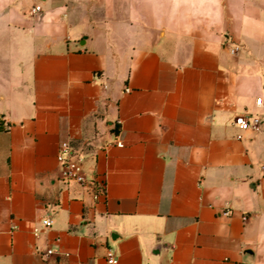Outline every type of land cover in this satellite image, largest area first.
<instances>
[{"label": "crops", "instance_id": "1", "mask_svg": "<svg viewBox=\"0 0 264 264\" xmlns=\"http://www.w3.org/2000/svg\"><path fill=\"white\" fill-rule=\"evenodd\" d=\"M64 142L104 194L61 177ZM109 249L264 264V0H0V264Z\"/></svg>", "mask_w": 264, "mask_h": 264}, {"label": "built area", "instance_id": "2", "mask_svg": "<svg viewBox=\"0 0 264 264\" xmlns=\"http://www.w3.org/2000/svg\"><path fill=\"white\" fill-rule=\"evenodd\" d=\"M40 11V6H36L33 12ZM232 52H236L237 48H232ZM129 90V89H127ZM257 103H261V99L257 100ZM235 124L241 129H253L255 131H260L262 129L261 120L247 116L246 114H240L235 119ZM119 146H122V142H118ZM57 160L60 166L61 177L66 181H73L80 184L89 185L94 192V197L98 198L101 194L105 193V182L104 180L97 179V176L87 177L84 164L85 155L79 151H76L69 142H64L61 145V149L57 156ZM223 215L229 216L231 214V209H225L222 211ZM42 228H50L53 224L51 217H46L41 221ZM39 231L38 228L35 229V233ZM57 249L49 247L45 252V256H50L56 254ZM108 264H116L118 262V257L116 256L113 249L108 250Z\"/></svg>", "mask_w": 264, "mask_h": 264}]
</instances>
